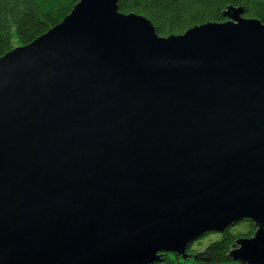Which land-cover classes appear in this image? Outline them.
<instances>
[{"label": "water", "instance_id": "1", "mask_svg": "<svg viewBox=\"0 0 264 264\" xmlns=\"http://www.w3.org/2000/svg\"><path fill=\"white\" fill-rule=\"evenodd\" d=\"M77 0L0 56V264H144L248 220L264 264V23L158 35Z\"/></svg>", "mask_w": 264, "mask_h": 264}, {"label": "trees", "instance_id": "2", "mask_svg": "<svg viewBox=\"0 0 264 264\" xmlns=\"http://www.w3.org/2000/svg\"><path fill=\"white\" fill-rule=\"evenodd\" d=\"M76 1L0 0V56L58 23ZM116 5L119 12L148 18L161 36L179 34L194 24L224 20L220 11L227 5L241 6L242 16L264 23V0H117ZM242 222L243 228L238 227ZM253 229L248 220H241L220 233L205 231L186 244L184 259L176 252L160 251L159 258L147 264H246L230 259L227 252L234 239L249 236Z\"/></svg>", "mask_w": 264, "mask_h": 264}, {"label": "rangeland", "instance_id": "3", "mask_svg": "<svg viewBox=\"0 0 264 264\" xmlns=\"http://www.w3.org/2000/svg\"><path fill=\"white\" fill-rule=\"evenodd\" d=\"M24 33H25V32H24ZM24 33H23V34H24ZM243 223H244V222H242L241 224L239 223V224H240V226H238V227H241V225H243V226H244V224H245V223H244V224H243ZM243 226H242L241 228H243ZM218 233H219V232H218ZM158 253H159V252H157L156 254H157V255H159ZM158 258H159V256H157V259H158ZM144 264H147V263H144Z\"/></svg>", "mask_w": 264, "mask_h": 264}]
</instances>
